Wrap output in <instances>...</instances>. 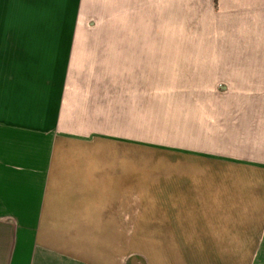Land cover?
Segmentation results:
<instances>
[{"label": "rangeland", "instance_id": "374dc122", "mask_svg": "<svg viewBox=\"0 0 264 264\" xmlns=\"http://www.w3.org/2000/svg\"><path fill=\"white\" fill-rule=\"evenodd\" d=\"M51 76L61 82L32 83ZM47 90L70 132L129 140L68 146L115 161L99 176L116 193L71 212L83 225L68 238L85 242L74 253L264 264V165L246 162L264 160V0H0V110ZM199 142L210 159L193 172L186 150ZM231 157L243 160L233 167ZM8 236L0 264L13 261ZM15 260L79 264L49 253Z\"/></svg>", "mask_w": 264, "mask_h": 264}, {"label": "crops", "instance_id": "0c3cea01", "mask_svg": "<svg viewBox=\"0 0 264 264\" xmlns=\"http://www.w3.org/2000/svg\"><path fill=\"white\" fill-rule=\"evenodd\" d=\"M56 65L55 62L49 64L52 66L50 69ZM39 67L46 72L44 62ZM57 81L61 82L53 76L50 80L41 79L32 83L35 87L47 83L51 86ZM217 89L224 92L228 87L219 84ZM17 104L15 108L5 105L0 110V218L10 216L14 220L13 224L0 221V238L3 239L1 236L4 233H9V244H13L8 256L11 255L14 261L18 258H37L49 253L77 259L79 264H115V258L108 254L102 257L106 260L100 262L97 253H74L76 243L82 244V248L85 242L75 240V232L69 238L67 235L68 226L83 225V218L72 217L71 212L98 210V206L84 203L92 202L97 205L99 194L116 193L115 190H110L115 188V182H100L99 176L101 170L108 172L114 167L111 165L115 161L109 155L67 152L68 146L73 143L85 146L86 144L81 143H129V140L107 137L101 139L92 133L82 135L70 132L66 122L57 121L59 114L53 108L55 92L50 90L47 93L40 91V94L32 97L19 94ZM223 144H226L225 147L232 145L226 140ZM187 147L188 170L195 172L200 163H206L210 159V153L202 142L188 144ZM228 160L230 162L227 164L234 167L237 165L235 162L243 159L231 157ZM117 162L120 164L121 161ZM246 162L264 165L263 158L258 163L249 162L248 159ZM122 163H125V158ZM120 167L123 168L124 165ZM123 184L122 180L120 185L124 186ZM99 188L106 190L100 191ZM67 243H70L69 247ZM127 264H131L130 260Z\"/></svg>", "mask_w": 264, "mask_h": 264}]
</instances>
